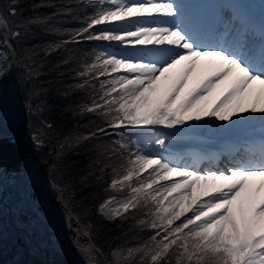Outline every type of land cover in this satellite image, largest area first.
Wrapping results in <instances>:
<instances>
[{
    "label": "snow or ice",
    "instance_id": "obj_1",
    "mask_svg": "<svg viewBox=\"0 0 264 264\" xmlns=\"http://www.w3.org/2000/svg\"><path fill=\"white\" fill-rule=\"evenodd\" d=\"M107 3L111 6L97 12L77 36L106 22L153 20L147 25L137 23L134 29L85 37L142 50L130 56L102 53L87 65L96 78L126 70L101 82L102 103L94 102L88 109L102 110L110 127L175 128L205 117L232 121L244 113H264V64L250 62L247 43L235 49L202 46L174 25L179 10L173 0ZM10 14L16 15L15 7ZM7 24L0 13V31ZM156 143L162 146L165 139ZM256 159L257 163L246 159L224 170L201 173L137 149L129 155L124 174L110 185L129 187V196L115 208L109 206L116 202L115 196L101 207L115 216L149 208L150 220L142 223L157 231L152 245L137 251L153 264H173V258L175 264H264V146ZM149 169L148 178L131 185L134 177Z\"/></svg>",
    "mask_w": 264,
    "mask_h": 264
},
{
    "label": "trees",
    "instance_id": "obj_2",
    "mask_svg": "<svg viewBox=\"0 0 264 264\" xmlns=\"http://www.w3.org/2000/svg\"><path fill=\"white\" fill-rule=\"evenodd\" d=\"M101 1L0 0V13L7 17L5 34L17 52L22 98L29 109L25 127L39 169L58 187L74 214L95 228L102 247L121 249L123 258L117 264H153L148 256L141 259L143 253L137 251L152 245L157 231L142 223L150 220L149 208L138 207L112 220L99 210L107 198L129 195V187L110 185L118 174H124L129 155L142 151L133 129L102 130L109 126V118L102 110H88L94 102L102 103L101 82L107 77L96 78L87 65L108 43L85 37L111 25H95L81 36L76 33L87 27ZM12 7L15 16L10 14ZM8 79L16 84L11 74ZM151 171L134 177L131 185L148 178ZM10 243L9 238L4 247L0 245V264H21L12 260L17 249L15 242Z\"/></svg>",
    "mask_w": 264,
    "mask_h": 264
},
{
    "label": "flooded vegetation",
    "instance_id": "obj_3",
    "mask_svg": "<svg viewBox=\"0 0 264 264\" xmlns=\"http://www.w3.org/2000/svg\"><path fill=\"white\" fill-rule=\"evenodd\" d=\"M29 164L25 162L17 178L0 172V196L12 207L9 212L0 201V245L5 246L9 238L11 245L16 243L12 260L21 264H117V248L102 247L95 228L74 214L56 185L46 184L42 174L37 176L36 162L29 160Z\"/></svg>",
    "mask_w": 264,
    "mask_h": 264
},
{
    "label": "bare ground",
    "instance_id": "obj_4",
    "mask_svg": "<svg viewBox=\"0 0 264 264\" xmlns=\"http://www.w3.org/2000/svg\"><path fill=\"white\" fill-rule=\"evenodd\" d=\"M181 1L187 3V8L182 19L175 18L174 25H180L204 47L226 46L235 49L238 48L237 44L247 43L248 59L255 64L264 48V11L259 12L254 3H247L246 0H173L176 6ZM261 4L263 6L264 0ZM203 31V35H208L210 40L201 42ZM254 87L259 90L260 86L256 84ZM212 122L222 129V133L213 138L210 136L209 140L203 138L199 141L201 132L194 138H188V142L194 146L187 153L185 165H194L193 168L204 165L206 168L215 167L220 157L229 167L237 162L243 163L246 159L258 162L256 158L264 146V118H260L259 113H244L232 121L213 118ZM253 138L254 141L251 140ZM210 139L216 140L214 146ZM203 146L206 149H198Z\"/></svg>",
    "mask_w": 264,
    "mask_h": 264
},
{
    "label": "rangeland",
    "instance_id": "obj_5",
    "mask_svg": "<svg viewBox=\"0 0 264 264\" xmlns=\"http://www.w3.org/2000/svg\"><path fill=\"white\" fill-rule=\"evenodd\" d=\"M246 1L247 3L248 2L254 3L257 9H259L260 11L261 10L264 11V4L263 6L261 4L263 0H246ZM101 2L102 4H101V7L99 8V11L104 7L111 6L110 4L107 3V0H102ZM126 2H130V0H126ZM176 7L179 10L176 17H179L180 19H182L183 13L185 12V9L187 8V3L185 1H181V3L177 5ZM137 23H142V24L147 25V24H152L153 20L148 18V19H141V20L134 21V22H119V23H107L106 22L102 25H108V26L111 25L109 28L103 31H119V30L134 29ZM6 34H5V30L0 31V136L9 135L13 133L14 131H16L19 123L24 117V107L21 108V104L19 101V95H18L19 89L17 88V85L14 82L8 79L9 74L12 75V69H11V60L9 58V52L7 51V48L5 46L6 39H8V35ZM105 42L108 43V45L106 46V48H104L103 53L114 54L118 56H130V55H139L142 51L141 49H136L134 52L133 49L128 48L124 45H121L117 42H109V41H105ZM145 58L149 59L151 57H145ZM262 60L263 59H261V61ZM261 61L259 60V62H257V65H259ZM262 64H264V62ZM124 74H126V70L122 69L119 73H113L107 76V79L111 80L115 78L117 75H124ZM259 117L263 119L264 113H259ZM212 119L213 118L205 117L200 121L193 120V122L190 121V122H187L185 125H178L175 128H168L165 126H154V127L124 126V127L133 129L136 140L141 144L140 145L142 149L141 152L145 154H149V155L163 156L165 159H169L175 164L186 166L190 169L198 170L201 173H203L207 171L208 169L224 170L229 167L224 161L221 160L222 159L221 157H220V162L218 161L215 167L213 166V167L206 168V165L203 164L204 167L198 166L199 168L198 167L193 168L195 167L194 165L193 166H189V164L185 165L186 163L185 161L188 160L187 153L189 149L194 146L192 143L188 142V138H194L197 134H200L201 132L202 137H200L199 141H201L203 138L204 140H209L208 138L210 136L213 138L215 137V135L222 133L221 132L222 129L217 128V126L213 124ZM244 132L246 134H250L247 130H244ZM157 139H165L164 145L161 146L157 144L156 143ZM210 140L213 141L212 143L214 146L216 140L215 139H210ZM213 146L211 147L214 149ZM198 149L204 150L206 149V147L203 146ZM210 155H212V153H210ZM26 164H29V160L26 161ZM27 167L29 168L30 171L34 172L30 164ZM39 171L41 172L40 169L38 170V172H36L37 176L42 174L43 175L42 177L45 183L48 182V184L53 185L52 184L53 182L46 175H44L42 172L40 173ZM133 186H136V184ZM128 194H130V189L128 191ZM111 197L107 198L100 205V209H99L100 213L103 214L109 220L119 217V216L109 214L106 211V209L101 207ZM124 199L125 198L118 199L116 197V202H113L109 206L115 208L118 206V203L123 202ZM188 215H190V213ZM182 219L183 217H181V220ZM175 223L179 224L180 221H176ZM161 235H163V233H161ZM1 239H3L2 231H0V240ZM115 256H116L114 258L115 261L119 262L122 260L123 253L121 249H117Z\"/></svg>",
    "mask_w": 264,
    "mask_h": 264
},
{
    "label": "water",
    "instance_id": "obj_6",
    "mask_svg": "<svg viewBox=\"0 0 264 264\" xmlns=\"http://www.w3.org/2000/svg\"><path fill=\"white\" fill-rule=\"evenodd\" d=\"M7 51L9 52V58L11 60L12 75L19 88V98L22 100V104L25 110L24 118L19 123L17 131L13 134L0 136V172L4 173L9 178H17L21 175L25 162L31 160L35 163V159L31 155V147L28 141V135L25 128V121L29 115V109L27 103L22 99V84L18 73V59L15 48L11 45L9 39H6L5 44ZM124 127V126H123ZM122 127H107L102 130H115ZM0 201L11 212L12 207L8 205L4 195L0 196ZM12 224H15L14 219L10 217ZM17 228V227H16Z\"/></svg>",
    "mask_w": 264,
    "mask_h": 264
}]
</instances>
